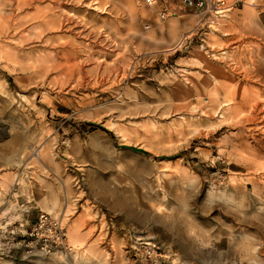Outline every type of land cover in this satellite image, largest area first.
Masks as SVG:
<instances>
[{
  "label": "rangeland",
  "instance_id": "obj_1",
  "mask_svg": "<svg viewBox=\"0 0 264 264\" xmlns=\"http://www.w3.org/2000/svg\"><path fill=\"white\" fill-rule=\"evenodd\" d=\"M166 1L0 0V264H264V0Z\"/></svg>",
  "mask_w": 264,
  "mask_h": 264
},
{
  "label": "built area",
  "instance_id": "obj_2",
  "mask_svg": "<svg viewBox=\"0 0 264 264\" xmlns=\"http://www.w3.org/2000/svg\"><path fill=\"white\" fill-rule=\"evenodd\" d=\"M148 5L154 6L160 4L158 11V19L161 23H166L169 18L178 16L177 12L170 9L166 0H146ZM238 3H242L243 0H238ZM181 4L185 8H192L196 10L198 14H205L208 11H212L216 18L224 12L223 1L221 0H181ZM186 36H182L176 47L182 45ZM175 47V48H176ZM23 243L41 255L48 256L54 252H70L72 247L68 244L67 234L59 219L52 215L39 210L34 222L30 225L26 234L23 235ZM158 247L155 244L147 242L146 245V259L149 264H160L165 259H168L165 255L157 253Z\"/></svg>",
  "mask_w": 264,
  "mask_h": 264
},
{
  "label": "bare ground",
  "instance_id": "obj_3",
  "mask_svg": "<svg viewBox=\"0 0 264 264\" xmlns=\"http://www.w3.org/2000/svg\"><path fill=\"white\" fill-rule=\"evenodd\" d=\"M249 1H251L250 2V4L252 5L253 4V0H249ZM13 5V4H12ZM16 5V4H15ZM14 6V5H13ZM16 7V6H15ZM17 8V7H16ZM224 36V35H223ZM44 38V37H43ZM221 58V57H220ZM219 58V59H220ZM68 62V61H67ZM221 62V61H220ZM47 80V79H46ZM182 84V83H181ZM201 88H210V89H212V90H216L217 88H215V87H212L211 86V82H209V81H204V82H202L201 83ZM217 91V90H216ZM234 90H232L228 95H230V99H232V97H233V95H234ZM228 103V102H227ZM232 103V102H231ZM258 105H260V104H258ZM226 107V106H225ZM223 109V108H222ZM260 110V109H259ZM181 116V115H180ZM200 118V117H199ZM205 118V117H204ZM209 118V117H208ZM209 120V119H208ZM215 120V119H214ZM259 126V125H258ZM264 128V127H263ZM260 130V129H259ZM30 149H32V147L30 148ZM38 151V150H37ZM25 155H26V153H25ZM25 155H24V157H25ZM32 155H36V150L35 151H33V153H32ZM37 157H39L38 155H37ZM46 159H48L47 157H45ZM25 159V158H24ZM156 173V172H155ZM161 174V173H160ZM156 175V174H155ZM157 176V175H156ZM155 177V176H154ZM156 178V177H155ZM157 179V178H156ZM13 190V189H12ZM163 192V191H162ZM52 205L53 206H50V207H52V208H50L49 207V209H53V207L55 208L56 206H59V203L56 201V202H52ZM168 206V205H167ZM259 220V219H258ZM261 221V220H260ZM86 253V252H85ZM85 255V254H84ZM36 256H38L37 258L39 259L38 261L39 262H41L42 261V259H43V257L41 256V254L40 253H36ZM261 256V255H260ZM241 264V263H240Z\"/></svg>",
  "mask_w": 264,
  "mask_h": 264
},
{
  "label": "crops",
  "instance_id": "obj_4",
  "mask_svg": "<svg viewBox=\"0 0 264 264\" xmlns=\"http://www.w3.org/2000/svg\"><path fill=\"white\" fill-rule=\"evenodd\" d=\"M199 15H202V17L200 18V20L203 18V15L204 14H199ZM190 18H186V19H184L183 21H182V24H183V26H185V29H188L189 28V26H188V24H189V22H190ZM22 175V172H20V171H18V176L17 177H20ZM18 206L20 207H23L24 205L23 204H18ZM39 207V205L37 204V201H35V204H34V209H39V210H41V208H38Z\"/></svg>",
  "mask_w": 264,
  "mask_h": 264
},
{
  "label": "trees",
  "instance_id": "obj_5",
  "mask_svg": "<svg viewBox=\"0 0 264 264\" xmlns=\"http://www.w3.org/2000/svg\"><path fill=\"white\" fill-rule=\"evenodd\" d=\"M140 151V150H139Z\"/></svg>",
  "mask_w": 264,
  "mask_h": 264
}]
</instances>
